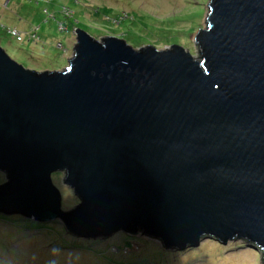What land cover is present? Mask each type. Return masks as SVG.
Returning a JSON list of instances; mask_svg holds the SVG:
<instances>
[{"label":"water","instance_id":"obj_1","mask_svg":"<svg viewBox=\"0 0 264 264\" xmlns=\"http://www.w3.org/2000/svg\"><path fill=\"white\" fill-rule=\"evenodd\" d=\"M209 11L199 60L77 29L68 67L38 72L0 46V215L169 251L245 240L264 259V0Z\"/></svg>","mask_w":264,"mask_h":264},{"label":"rangeland","instance_id":"obj_2","mask_svg":"<svg viewBox=\"0 0 264 264\" xmlns=\"http://www.w3.org/2000/svg\"><path fill=\"white\" fill-rule=\"evenodd\" d=\"M210 2L0 0V46L26 69L38 72L68 67L76 43L74 29L86 31L96 40L118 37L135 49L152 45L164 50L179 45L199 60L194 39L206 28ZM63 7L70 9V16L63 15ZM32 28H38V42L29 40ZM6 29H12V35L22 33L25 41L18 42ZM52 178L63 196V210L78 206L80 201L64 184L65 175L57 173ZM5 182L6 175L0 172V185ZM0 216L6 218L0 217V264H264L261 251L245 240L224 246L203 239L196 248L168 251L142 233L89 240L69 234L59 220L46 225L20 216Z\"/></svg>","mask_w":264,"mask_h":264},{"label":"trees","instance_id":"obj_3","mask_svg":"<svg viewBox=\"0 0 264 264\" xmlns=\"http://www.w3.org/2000/svg\"><path fill=\"white\" fill-rule=\"evenodd\" d=\"M51 1V0H50ZM45 13L47 14L48 13V10L46 9L45 10ZM62 13H63V15L65 16V17H67V16H70L71 15V11H70V9L69 8H65V7H63L62 8ZM60 29L62 30V31H64V25L62 24V23H60ZM76 30L77 29H74V32H76ZM12 29H6V32L8 33V35L9 36H11L12 38H15L18 42H24L25 41V38H24V36H23V34L22 33H17V35H12ZM86 32V31H85ZM18 38H19V40H18ZM29 40L30 41H36V42H38L39 40H40V36H38V28H32V30L30 31V34H29ZM60 45V44H59ZM62 46V45H61ZM63 47V46H62ZM8 54V53H7ZM9 55V54H8ZM10 56V55H9ZM14 60V59H13ZM16 61V60H15ZM16 62H18V61H16ZM19 63V62H18ZM19 64H21V63H19ZM22 65V64H21ZM23 66V65H22ZM63 197V196H62ZM1 218H3V219H6V218H4V217H2V216H0ZM18 219V218H17Z\"/></svg>","mask_w":264,"mask_h":264},{"label":"clouds","instance_id":"obj_4","mask_svg":"<svg viewBox=\"0 0 264 264\" xmlns=\"http://www.w3.org/2000/svg\"><path fill=\"white\" fill-rule=\"evenodd\" d=\"M238 241V240H237ZM233 242H235V241H233ZM233 242H231V243H233ZM220 244V243H219ZM230 244V243H229ZM223 245V244H222ZM225 246V245H224ZM227 246V245H226ZM263 259V258H262Z\"/></svg>","mask_w":264,"mask_h":264},{"label":"bare ground","instance_id":"obj_5","mask_svg":"<svg viewBox=\"0 0 264 264\" xmlns=\"http://www.w3.org/2000/svg\"><path fill=\"white\" fill-rule=\"evenodd\" d=\"M169 251V250H168Z\"/></svg>","mask_w":264,"mask_h":264}]
</instances>
